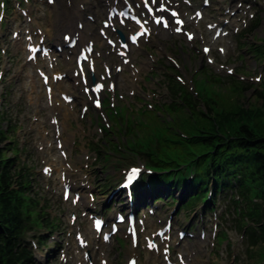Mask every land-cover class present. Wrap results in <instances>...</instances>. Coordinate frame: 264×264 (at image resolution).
<instances>
[{"label":"rangeland","instance_id":"rangeland-1","mask_svg":"<svg viewBox=\"0 0 264 264\" xmlns=\"http://www.w3.org/2000/svg\"><path fill=\"white\" fill-rule=\"evenodd\" d=\"M74 1L76 6L80 4V0ZM180 1L184 13L191 15L195 8H202L205 12L203 20H195L191 26L188 25L196 33L195 40H187L183 33L169 34L164 31L160 35L153 34L139 47H133L130 57H135L136 60L119 72L122 78L118 79L116 90L104 94V99H107L106 108L97 111L90 107L85 117L81 115V108L86 103L90 106V99L87 102L88 96L82 87L75 85L73 77L67 78L61 87H54V97L57 99L55 106L61 110L53 114L51 101L48 102L45 97L44 87L36 73V68H50V64L40 60L31 65L26 61V32L42 29L45 33L50 28L55 31V26L51 24L59 9L58 5H51L47 0H11L9 7L6 3L4 13L0 5V127L7 131V138L2 146L5 149L14 144L19 147V163L24 167L22 172L31 180L28 196L37 202L33 207L39 213L43 209V213L47 215V220L42 222L44 226L30 232L28 237L32 242L35 241L32 236L34 234L46 236L45 244L40 247L34 245L38 264H80L84 252L77 246L74 237L78 226L90 241V253L95 264H100L102 257H106L110 264H126L128 257L134 254L139 257L140 264H165L160 253L153 255L143 245L132 247L124 231L117 234L110 243L103 242L91 229L88 215L84 217L82 213L86 210L83 203H90L93 213L95 210L105 213L107 218L113 220L115 212L126 202L121 200L120 192L114 199H109V196L119 187L124 171L130 165L148 161L147 156L143 155V147L148 143L154 145V140L157 142V131L169 128L180 135L190 133L189 123L193 120L188 113L190 110L186 109V113L181 109L167 110L168 104L172 103L167 90L168 73L175 74V78L176 74L181 75L189 90L193 79L195 90L201 95L202 102L198 101L197 104L199 109L207 111L203 101L209 100L216 110L234 111L237 103L252 110L246 123L255 126L264 135V0H213L212 5L206 8H203V0H191L193 6ZM92 2L98 6L99 13L93 15L94 20H88L98 27L105 15L102 16L99 0ZM228 8L230 11L227 13ZM22 9L28 12L27 16L22 15ZM251 13L255 16L250 17ZM226 19L234 22L230 35L213 39L214 30H209L206 24L214 21L224 23ZM255 23L256 27L251 29ZM235 27L238 31H233ZM15 31L18 36H15ZM34 36L37 41L38 35ZM46 40L56 44L54 39L46 37ZM101 42L106 45L107 50L106 40L102 39ZM204 44L212 47L209 56L214 58V64H210L207 55L202 52ZM218 46L225 47L226 53H220ZM257 46L259 47L255 49ZM170 58H174L177 64ZM97 60V71L103 73L105 58L97 56ZM109 62L112 65L119 63L115 53L109 54ZM142 62L147 64L144 69H141ZM133 64L140 68L138 79L134 83L131 81ZM59 65L61 70L67 69L64 55L59 57ZM228 67L235 68L234 74L227 72ZM258 75L262 76L260 82L255 80ZM62 92L75 96V101L66 110L69 113L68 119L64 117L62 109ZM211 98L218 105L213 104ZM111 103H116L117 109L109 110V117L107 106L110 107ZM52 115L59 119L61 130V122L67 126L58 137L62 139L63 149L69 155L67 159L62 158L57 148ZM103 124H110V127L100 130ZM130 132L131 136H128ZM65 139L68 140L67 143ZM111 141H114V145ZM6 156L13 157L14 153L7 149ZM44 164L54 168L52 176L42 173ZM63 170L69 173L75 184L81 186L86 183L88 190L82 192V195L87 196L86 201L82 202L84 195L76 206L71 200H63V181L60 179V172ZM155 185H158L159 190H153V197L140 203L141 217L146 213L150 219L145 234L152 233L167 217L173 215L174 226L179 229L187 228L188 231L191 228L197 234L196 237L188 235L183 240L172 241V251L188 253L187 247H191L195 252L192 256L195 257L193 264L264 263V255L260 256L258 253L260 246L248 243L244 228L252 221L244 219L243 214L239 213V209L246 210L248 207L244 196L239 192L234 191L233 194L224 195L225 198L221 201L219 199L216 215L210 209L205 212L204 205H199L200 202L183 208L180 202L186 203L187 196L191 193L188 185L180 189L163 182ZM171 192L178 198L177 204L170 198ZM88 193H93L94 203H91ZM161 196L167 200L157 202L162 199ZM176 205L178 208L173 212ZM151 207L156 211L154 215L148 212ZM75 210H78L79 218L72 224L69 217ZM215 224L218 225L217 233L221 236L225 234L224 238L221 237L222 241L211 235V228ZM203 228L207 236L200 239L198 234Z\"/></svg>","mask_w":264,"mask_h":264},{"label":"trees","instance_id":"trees-1","mask_svg":"<svg viewBox=\"0 0 264 264\" xmlns=\"http://www.w3.org/2000/svg\"><path fill=\"white\" fill-rule=\"evenodd\" d=\"M7 1L10 3L11 0ZM167 81L173 98L167 110L181 109L186 113V109H190L188 113L193 120L189 123L190 133H185L187 137L169 128L160 129L157 142L143 147L149 164L163 170L162 175L154 176V183L164 181L176 188L189 183L191 193L183 208L203 202L206 208L216 209L215 204L225 198L224 195L239 192L248 204L246 210L239 209V213L252 221L246 229L248 243L259 245L258 253L263 256L264 135L246 123L252 110L238 103L234 111L216 110L209 100L204 101L207 111L199 109V100L194 94L173 76L168 75ZM212 103L218 105L214 99ZM6 133L0 127V264H38L28 237L30 232L43 225L47 215L43 209L39 213L33 207L37 202L28 196L31 180L22 172L24 167L19 163V147L9 145L7 149L14 156H6L7 149L2 146ZM209 193L211 196L207 199ZM171 197L175 198L173 193ZM32 236L38 246L46 243L45 235ZM224 236L222 234L220 238Z\"/></svg>","mask_w":264,"mask_h":264},{"label":"bare ground","instance_id":"bare-ground-1","mask_svg":"<svg viewBox=\"0 0 264 264\" xmlns=\"http://www.w3.org/2000/svg\"><path fill=\"white\" fill-rule=\"evenodd\" d=\"M70 1V3H69ZM118 5H123L124 0H99V5H101L102 9V16L105 15L104 20H107V15H108V8L112 7L113 5L116 4ZM134 1V5L137 7L138 3H141L140 0H131ZM176 1V0H173ZM56 3V4H55ZM54 4L58 5L59 9L56 12V17L53 19L52 22V26H55V31H52L53 29H46V36L49 37L50 39H54V42L57 45H61L64 46V35L70 33L72 36H77L78 40H77V44L76 46H74L73 48H64V51L62 54H58V53H54L51 55V60L50 62H52L54 57H58V55H64L65 56V60H66V64H67V69L61 71L60 67H59V63L56 61V69L54 70V72H67L71 77H73L75 75V71L77 70L76 67V59H77V55L81 49V47L85 46L88 41H92L95 40L96 42H98V46H99V53L101 56H104L107 60L106 64L109 65L108 63V53L112 52L113 47L109 46L108 47V51H106L104 49V44L101 42L102 37L100 36L99 33H97L96 31V24L94 25L91 21H89L87 19V15L91 14V15H98V6L95 5L92 0H80L79 1V5H75V1L74 0H57ZM81 5H83V8H81ZM92 11V12H91ZM79 22H83V28H79L78 27V23ZM101 28H103V26H101ZM125 29L130 33L132 32L135 27L133 26V24L129 23L126 25ZM107 33L110 32L109 29H107ZM124 31V30H123ZM153 31H157V28H155ZM216 31V30H215ZM114 33V32H113ZM159 33V32H157ZM110 36V35H109ZM40 37V36H39ZM38 37V39H39ZM119 37V36H118ZM98 52V51H97ZM116 54H117V50H115ZM67 56H70L69 59H67ZM121 60V64H123V60ZM132 62H134L136 60L135 57L132 58ZM58 65V66H57ZM147 64L146 62H142L141 65V69H144V67H146ZM123 69L128 68V64H123ZM134 71V79H132V82L134 83L135 79L137 78V73L135 68L132 69ZM52 74V73H51ZM119 78H122L119 74L115 75L114 77H111L112 81H118ZM80 84L83 86L82 81H81V76L75 78V82H79ZM65 82V78H63L61 81L56 82V86L61 87V85ZM89 84V83H88ZM44 84L42 83V86ZM44 90H45V86H44ZM53 94V93H52ZM44 95L47 97V94L44 92ZM48 98V97H47ZM52 101H53V106L51 108L53 114L56 111L61 110L60 108L56 107L54 104H56L57 99L54 98V94L52 96ZM70 107V105H67L66 103H63L62 109H64V117L66 119L69 118V113L66 112L67 108ZM53 116V115H52ZM61 127H62V132L65 131L66 129V124L64 122H61ZM68 140L65 139V143H67ZM151 191H148L147 193H145V190H143L141 192L140 197L138 198V200L136 201V204L140 205V203H143V201L146 199H149L151 197H153L152 193H150ZM119 194V192L117 191L114 195L113 198H115L117 195ZM84 206H87L86 204H84ZM193 244H189V246H192ZM188 248V254L187 257H192V252H191V247H187ZM152 258V257H151ZM191 259H195L191 258Z\"/></svg>","mask_w":264,"mask_h":264},{"label":"snow or ice","instance_id":"snow-or-ice-1","mask_svg":"<svg viewBox=\"0 0 264 264\" xmlns=\"http://www.w3.org/2000/svg\"><path fill=\"white\" fill-rule=\"evenodd\" d=\"M150 2L155 3V2H158V0H145V3H146V4H147V3H150ZM171 15H172L173 17H175V16L177 15V13H176V12H172ZM197 15H199V13H197ZM157 23H160V21L158 20ZM176 23L179 24V23H181V21L177 20ZM164 27H168V23H167V22L164 23ZM210 27H211V26H210ZM175 30H176L177 32L181 31L180 28H176ZM188 39L191 40V39H192V36L189 35V36H188ZM207 51H209V50H208V49H205V52H207ZM222 51H223V50H222ZM258 79H259V78H258ZM46 82H47V80H46ZM86 91H87V89H86ZM95 105H96V107H100V105H101V100H100L99 98H97V99L95 100ZM105 239H107V237H105ZM153 247H154V246H153Z\"/></svg>","mask_w":264,"mask_h":264},{"label":"water","instance_id":"water-1","mask_svg":"<svg viewBox=\"0 0 264 264\" xmlns=\"http://www.w3.org/2000/svg\"><path fill=\"white\" fill-rule=\"evenodd\" d=\"M122 38L124 39V37L122 36Z\"/></svg>","mask_w":264,"mask_h":264}]
</instances>
